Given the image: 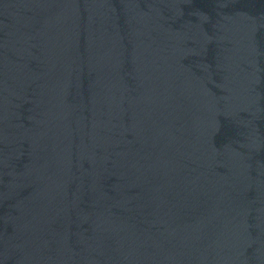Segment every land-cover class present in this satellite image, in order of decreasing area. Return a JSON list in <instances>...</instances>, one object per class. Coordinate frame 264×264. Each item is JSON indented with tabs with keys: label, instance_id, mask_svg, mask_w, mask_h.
Returning a JSON list of instances; mask_svg holds the SVG:
<instances>
[{
	"label": "water",
	"instance_id": "water-1",
	"mask_svg": "<svg viewBox=\"0 0 264 264\" xmlns=\"http://www.w3.org/2000/svg\"><path fill=\"white\" fill-rule=\"evenodd\" d=\"M0 264H264V0H0Z\"/></svg>",
	"mask_w": 264,
	"mask_h": 264
}]
</instances>
